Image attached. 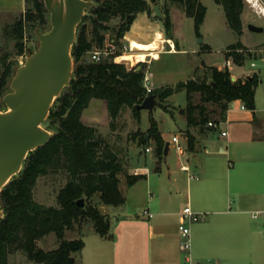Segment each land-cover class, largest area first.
<instances>
[{
	"label": "trees",
	"instance_id": "16d2710c",
	"mask_svg": "<svg viewBox=\"0 0 264 264\" xmlns=\"http://www.w3.org/2000/svg\"><path fill=\"white\" fill-rule=\"evenodd\" d=\"M100 5L91 9V38L87 36V26L80 24L76 40L72 47L73 79L71 86L65 88L52 105L46 128H53L57 133L43 146L30 152L23 162L18 176L3 187L0 202L4 208V217L0 219V264H7V256L14 249L22 250L28 260L34 264H75L72 254L79 252L84 242L81 238L62 239L55 249L45 251L36 247V241L53 232L58 238L65 229L81 218H86L100 237H111L108 217L101 213L97 205L85 201L96 193L97 202L102 205L119 206L125 202V196L119 188L118 174L122 164L117 154L101 138L92 126L80 120L81 111L91 99L106 101L109 116L115 118L123 107H130L137 114L136 106L147 95L143 85L145 62H138L131 69L112 59L86 63L84 55L94 48L102 49L105 32L110 29L114 35L109 39V48L119 44V39L129 30L138 13H151L146 0H96ZM177 3L187 17L193 19V26L199 36V27L206 13L200 0H167ZM264 1V0H263ZM222 7L228 28L236 35L242 33L241 14L243 0H214ZM24 14L17 18L9 28L15 38L17 52L22 49L24 21L31 28L46 23L47 10L42 0H25ZM118 18L114 26L106 22ZM163 24L170 37L171 21L166 12ZM203 49L208 46L203 45ZM246 50V51H245ZM247 49L241 43L229 45L224 53L226 60L231 59L235 66L242 65ZM0 94L4 91L17 62L7 61V54L0 57ZM15 66V67H14ZM139 67V69H138ZM258 76L252 74L244 78L231 80L228 68L218 69L207 66L201 77H193L177 86L183 88L186 95L185 118L188 128L197 127L199 131H216L224 121L228 105L233 100H240L249 110L255 109V87ZM172 92L170 87L155 88L149 94L162 98ZM199 94V101L193 102L194 94ZM216 104L218 115L210 117L206 104ZM208 122L215 123L210 127ZM57 124V127H51ZM149 130L155 143V155L164 154V140L151 120ZM186 133L187 147L193 149L194 136ZM148 139L141 137V142ZM50 171H62L66 183L59 190L57 206H44L31 198V187L37 177ZM144 174H127L126 185L131 186L144 179ZM83 198V206L76 201Z\"/></svg>",
	"mask_w": 264,
	"mask_h": 264
},
{
	"label": "rangeland",
	"instance_id": "374dc122",
	"mask_svg": "<svg viewBox=\"0 0 264 264\" xmlns=\"http://www.w3.org/2000/svg\"><path fill=\"white\" fill-rule=\"evenodd\" d=\"M91 1L95 4L93 8L100 5L99 1ZM146 1L151 13H138L136 15L134 21H137V39L139 41H143L144 38L149 40L154 32L158 30L163 31V38L169 37L164 27L163 19L155 16L153 12L152 7L156 3L159 5L163 16L168 12L171 21L170 37L173 39L175 45L177 44L176 48L178 51L168 53L167 49H169V46L165 42H163L162 48L157 50L135 46L129 48L131 39L129 31L134 23L133 21L129 30L119 39V44L114 45L113 48L110 47L112 52L107 56H103L102 60L112 59L116 63L123 64L126 69H131L138 62H145L144 73L145 75H149L150 82L156 87L162 86L160 87L161 89L170 87L172 92L162 98L156 97L155 106L151 111L140 109L136 114L132 108L123 107L118 115L112 119L108 114L106 101L102 99H91L87 107L80 114V120L85 125L94 127L97 134L104 139L119 157L122 164V171L118 174L119 187L123 194L126 191V175L133 174L132 170L134 167H150V160H152L153 156L159 161L163 158V156L158 158L155 155V143L151 135L152 132L149 130L151 120H154L157 129L164 133L166 142H169L174 133L180 136L186 128V95L184 89L177 85L190 78L201 77L204 67L220 65L225 59L224 53L229 45L239 42L244 44V47L247 49V52H244L242 65H238L236 68L244 71V77L252 74L258 76V83L255 87V99L258 106L264 107V58H262L263 56L259 52H250L253 49L264 48V42L261 41L264 38V17H259L249 4L243 0L244 8L241 14V20L244 23V31L241 35H236L227 27L222 7L219 4L215 3L214 0H200L206 8V13L199 27L200 35L198 36L193 26V19L187 17L177 3L167 0H156L154 3L151 0ZM91 9L85 11L81 21L82 24L87 26L86 34L89 39L92 36L90 33L91 25L88 19L90 16H93ZM24 11L21 13H0V57L3 54H7V61L17 62V66L21 65L29 54L36 49L38 45L37 33L39 31H46L49 28L48 13L45 17L47 24H41L39 27L31 28L24 21L21 41L22 49L18 53L17 47L15 46V38L9 28L17 18L24 14ZM117 23L118 18H113L105 24L110 28ZM249 23L261 26L263 31L261 33L249 31L247 29V24ZM113 36L110 29L105 32V41L102 49L109 48V39ZM203 45L208 46L207 50L202 49ZM193 49H196V51H193ZM150 57L152 58L149 61ZM84 58L85 55L83 60L86 63H91ZM148 61L149 63H147ZM251 61H254V67L250 66ZM196 69H198L197 72L195 71ZM14 71L15 68L13 69L11 77ZM232 72L235 73L234 70ZM245 73L248 74L245 75ZM10 79L4 91L0 94V111L5 109L2 96L9 91L8 84ZM198 101L199 94L196 93L193 96V102L197 103ZM205 106L211 111L210 117L215 118L218 115L219 107L216 104L208 103ZM43 126L46 128L44 124ZM51 127L56 128L57 124H53ZM207 131L212 132V130ZM143 135L148 139L146 143L141 142ZM184 140V137L180 136L179 141L181 144H184ZM147 146L152 147L153 153L144 152ZM197 152L200 153L199 150ZM169 155L170 157H175V149L172 146H170ZM204 158L207 160V157ZM217 160H219V163L215 171H211L207 167L208 165H206L208 160L205 161L203 174H199L200 180L192 182V194L195 200L206 197L209 192L211 196L213 195L216 198L223 197L224 199L228 198V200H233L235 198L233 193H239V198L241 199L251 196L254 199V204L264 205V181L251 180L248 175L244 174L245 172L240 170L238 165L234 164L232 166L233 163L225 161L222 155ZM65 183L66 175L62 171H50L45 175L37 177L31 187V198L37 204L57 206L56 196ZM142 184L145 183L140 182V185ZM184 197V195L178 197L177 204L183 203ZM97 199L98 194L96 193L91 198L85 199V201L97 205L100 212L105 214L109 220L113 221V225L118 221L114 227L121 225V213L123 211H130L135 216L138 209L137 206L144 203L142 199H140L142 202L137 199H130L128 203H124L123 205H108L104 207V205L97 202ZM143 205L147 206L146 203ZM116 218H118L117 221ZM155 219L156 217L151 218L152 221ZM258 221L264 225V216H260ZM91 227L92 223L88 219L81 218L75 221L72 227L65 229L61 238H58L55 233L50 232L36 241V247L45 251L55 249L62 239H82V234L87 235L92 233ZM147 236V231H145V233L142 232L140 238L152 244V241L148 240ZM72 256L75 264H80L78 253H74ZM7 264L34 263L28 260L22 250L14 249L7 256Z\"/></svg>",
	"mask_w": 264,
	"mask_h": 264
},
{
	"label": "crops",
	"instance_id": "0c3cea01",
	"mask_svg": "<svg viewBox=\"0 0 264 264\" xmlns=\"http://www.w3.org/2000/svg\"><path fill=\"white\" fill-rule=\"evenodd\" d=\"M24 9L25 0H0V13H21ZM243 29L242 21V32ZM160 32L163 34V31ZM145 41L148 39L144 38ZM261 41L264 42V38ZM174 47L172 50L167 49V52H177V44L174 43ZM228 61L231 77L244 78V71L237 69L231 59ZM225 62L226 59L216 67L223 69ZM254 66L255 63L251 67ZM146 76L151 88L162 87L153 85L149 75ZM254 101L253 111L244 107L240 100L231 101L224 121L219 124L218 130L211 133L186 125L185 131L188 129L194 136L192 150L187 147L184 131L180 134L185 139L184 144L179 141L183 147L182 153L175 150V157H170V146L173 147L170 139L167 153L163 154L160 161L153 156L150 167H134L133 173L144 174L145 178L131 186L126 185L124 203L130 199H142L144 203L137 206L136 217L130 211H123L120 226L114 227L118 218L114 225L108 219L111 237H100L93 227L92 233L82 234L84 245L77 252L80 264H264V225L258 221L259 217L252 215L254 211L264 210V205L254 204L251 196L241 199L239 193H233V200L216 198L210 192L206 197L195 200L191 186L193 181L200 180L204 162L208 160L207 167L215 171L219 163L217 158L221 155L225 161L233 163L232 166L238 165L251 180L264 181V107L256 104L255 95ZM221 131H225L226 135H221ZM159 132L166 142L164 133ZM174 135L179 136L176 133ZM147 147L149 151L144 149V152L153 153L152 147ZM181 166L187 167V170ZM140 182L145 184L140 185ZM182 195L185 196L183 203L177 204V198ZM145 203L147 206L143 205ZM187 205L193 212L204 214L201 220L189 224V252L182 249L177 230L182 210ZM144 208L152 214L151 217L139 215ZM152 217L156 219L152 221ZM145 231L152 244L140 238Z\"/></svg>",
	"mask_w": 264,
	"mask_h": 264
},
{
	"label": "water",
	"instance_id": "95a60500",
	"mask_svg": "<svg viewBox=\"0 0 264 264\" xmlns=\"http://www.w3.org/2000/svg\"><path fill=\"white\" fill-rule=\"evenodd\" d=\"M42 1L49 14V28L37 33L36 49L16 67L8 84L9 91L2 96L5 109L0 111V192L12 177L19 175L27 155L57 133L53 128H45L43 122L56 98L71 86L76 31L85 11L95 7L91 0ZM152 9L155 16L164 18L158 4ZM247 29L263 31L252 23L247 24ZM231 80L235 79L231 77ZM155 103L156 96L148 94L136 108L151 111ZM168 146L165 142L164 154ZM83 202V198L76 201L81 207ZM3 217L0 202V219Z\"/></svg>",
	"mask_w": 264,
	"mask_h": 264
},
{
	"label": "built area",
	"instance_id": "2783aa9c",
	"mask_svg": "<svg viewBox=\"0 0 264 264\" xmlns=\"http://www.w3.org/2000/svg\"><path fill=\"white\" fill-rule=\"evenodd\" d=\"M245 1L249 4V6L254 10V12L259 17H264V1L263 0H245ZM165 43L169 46L168 50H170V49L172 50L174 48L172 44H169L167 42H165ZM111 52H112V50L110 48L93 49V50L88 51L85 54L84 59L88 60L90 62H99L103 59V56H107ZM250 52H259L264 57V48L253 49V50H250ZM224 65L227 68L229 66V61L226 60ZM253 65H254V62H251V66H253ZM143 85H144L145 90H146L147 95H148L151 92L152 88H151V86L148 85V78L146 75L144 76V79H143ZM207 125L210 127H216L215 123H213V122H208ZM221 135H223V136L226 135V132L221 131ZM170 143L173 145L174 149L178 153L183 152V147L179 143V136H177V135L172 136ZM145 151L146 152L149 151V148L146 147ZM181 168L184 170H187V167H185V166H181ZM133 174H138V173L136 171H134ZM139 215L146 216V217L152 216V214L146 208L140 210ZM252 215L254 217L264 216V210L254 211ZM203 217H204V214L193 212L189 205H187L183 208L179 224L177 225V230H178L179 237H180V245L185 252H189V250L191 248L189 224L191 222L201 220ZM206 264H210V263H206Z\"/></svg>",
	"mask_w": 264,
	"mask_h": 264
},
{
	"label": "bare ground",
	"instance_id": "6f19581e",
	"mask_svg": "<svg viewBox=\"0 0 264 264\" xmlns=\"http://www.w3.org/2000/svg\"><path fill=\"white\" fill-rule=\"evenodd\" d=\"M136 31H138L137 30V21L133 23V25L131 26V29L129 31V35L131 38L130 43H129V48H131L132 46H135V47H140V48H144V49L157 50V49L162 48L163 42H167L169 44H172L174 47L173 41L170 38H163L160 31H155L153 36L148 41H145V42L137 40Z\"/></svg>",
	"mask_w": 264,
	"mask_h": 264
}]
</instances>
